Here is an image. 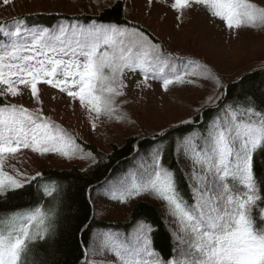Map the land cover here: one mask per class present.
Segmentation results:
<instances>
[{
	"label": "snow or ice",
	"instance_id": "6c2138e0",
	"mask_svg": "<svg viewBox=\"0 0 264 264\" xmlns=\"http://www.w3.org/2000/svg\"><path fill=\"white\" fill-rule=\"evenodd\" d=\"M170 7L179 13L177 19L186 10L203 8L229 30L264 29V7L252 0H173ZM11 24L0 22V195L44 179L41 172L30 176L8 165L22 150L41 157L96 159L77 135L45 116L42 106L32 110L4 98L28 89L42 105L38 85H48L78 101L95 130L102 117L128 120L121 110L127 101L118 102L126 95L128 73L143 77L138 86L157 80L165 91L172 84H193L195 77L221 91L205 97L197 109L212 112L209 120L182 134L175 146L190 197L180 192L160 150L145 151L109 189V198L118 203L141 196L161 202L173 226L172 254L161 258L152 244V227L138 222L131 231L96 232L86 256L100 257L101 264L108 256L111 264H264V185L258 187L254 169L255 154L264 151V109L251 102L223 103L226 86L207 65L178 63L138 27L96 19L27 26L17 18ZM40 187L52 199L60 191L54 181ZM56 216L55 208L42 204L0 215V264H29L31 246L51 234Z\"/></svg>",
	"mask_w": 264,
	"mask_h": 264
},
{
	"label": "rangeland",
	"instance_id": "374dc122",
	"mask_svg": "<svg viewBox=\"0 0 264 264\" xmlns=\"http://www.w3.org/2000/svg\"><path fill=\"white\" fill-rule=\"evenodd\" d=\"M113 1L13 0L12 3L5 5L0 0V22H7L8 26L12 27V20L39 13L95 15ZM124 1L127 18L143 27L162 42L164 47L179 51L175 53L177 56L187 54L193 60L201 59L220 76L223 75L230 80L264 65V29L241 27L229 30L224 22L211 17L203 8L186 10L182 19H177L179 13L170 7L173 0ZM252 2L264 7V0ZM142 79L138 73H128L126 95L118 99V102L127 101L121 105V110L127 114L128 120L116 122L102 117L96 122L95 130L92 129L88 113L80 107L78 101H72L66 94H61L48 85H38L42 105L36 103L28 89H24L21 96L6 99L9 103L23 105L32 110L42 106L45 116H50L81 140L95 144L100 150L107 152L112 144L121 143L127 136L141 134L142 129L153 132L164 129L170 123L185 120L190 114L191 107L209 94L213 85L209 84L210 81L201 80L200 88L197 86V90L193 89L194 84H172L165 91L162 83L157 80H149L147 86H138L137 82ZM91 162H93L91 159L67 160L55 155L41 157L25 149L18 154V159L8 161V165H14L15 168L32 176L46 168H64L75 164L85 166ZM8 165L5 170L15 174ZM112 183L114 178L109 179L93 193L96 218L110 223H122L127 220L134 198L127 203L111 200L109 189ZM152 201L157 203L164 219L173 227L161 202L155 199ZM96 232L104 231L97 229L94 234ZM87 258L89 264L93 260L96 264H101V258L98 256L93 257L89 253ZM105 260L107 264H111L112 257H105Z\"/></svg>",
	"mask_w": 264,
	"mask_h": 264
},
{
	"label": "trees",
	"instance_id": "16d2710c",
	"mask_svg": "<svg viewBox=\"0 0 264 264\" xmlns=\"http://www.w3.org/2000/svg\"><path fill=\"white\" fill-rule=\"evenodd\" d=\"M19 19L27 26H54L77 20L81 23H88L92 19L102 23L135 26L143 30L153 42L159 43L166 53L176 57L178 63L193 60L187 54L185 56L175 55L179 51L167 49L162 42L143 27L127 18L124 0H114L95 15L86 13L74 15L39 13L26 15ZM199 61L204 65L208 64L201 59ZM210 69L220 77L226 86L223 90V103L251 102L255 104L257 109H264V65L250 69L230 80L217 74L214 68L211 67ZM193 80L195 81L193 89H196L201 80L195 77ZM209 84L213 83L210 82ZM220 91L217 88L214 92L212 85L210 93L191 107L190 114L185 120L170 123L164 129L153 132L142 129L141 134L127 136L121 143L112 144L107 152H103L95 144L79 138L78 143L84 145L86 151L95 156V161L85 166L75 164L64 168H46L40 171L44 174L43 180L27 184L23 189L9 192L7 196L2 195L0 197V215L26 210L38 204H42L45 208L57 210L56 221L51 234L46 239H40L31 246L34 251L30 254L29 264H85L88 261L87 246L91 245L95 230L131 231L138 222L146 223L152 227L153 247L161 258L168 259L172 254L174 244L171 235L172 227L164 219L159 206L152 201L154 200L152 197L134 198L127 220L122 223H110L96 218L93 193L107 183L109 179L129 172L134 167L133 164L137 158L143 155L145 151L160 150L165 165L176 173L180 192L185 198H189L190 190L185 177L181 174L184 165L178 162L175 146L182 134L186 135L190 131L199 129L202 124L209 120L212 112L207 109L197 112V109L205 97L219 94ZM7 102L9 103L8 100ZM189 119L194 121L192 125L184 123ZM254 169L258 179V187H260L264 185V151H258L255 154ZM50 181H54L60 188L55 199L44 196L40 187V185Z\"/></svg>",
	"mask_w": 264,
	"mask_h": 264
},
{
	"label": "bare ground",
	"instance_id": "6f19581e",
	"mask_svg": "<svg viewBox=\"0 0 264 264\" xmlns=\"http://www.w3.org/2000/svg\"><path fill=\"white\" fill-rule=\"evenodd\" d=\"M176 159V158H175ZM183 167V166H182ZM179 185V184H178Z\"/></svg>",
	"mask_w": 264,
	"mask_h": 264
}]
</instances>
